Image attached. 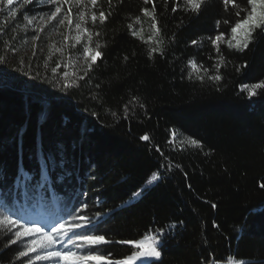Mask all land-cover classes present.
Segmentation results:
<instances>
[{
    "label": "trees",
    "instance_id": "1",
    "mask_svg": "<svg viewBox=\"0 0 264 264\" xmlns=\"http://www.w3.org/2000/svg\"><path fill=\"white\" fill-rule=\"evenodd\" d=\"M153 6L155 21L142 11ZM99 11L104 23L92 25L89 14L84 26L99 34L90 44L102 56L83 80L86 65L72 79L42 67L0 81V210L49 203L59 213L67 208V216L103 213L94 231L113 241L98 246L112 259L136 250L119 241L160 229L161 257L147 264H228L229 256H258L264 251V90L248 97L243 86L264 80V34L257 30L242 52L224 42L217 52L211 39L220 32L229 39L234 23L233 7L223 0H206L199 13L186 11L184 0H98L92 12ZM15 23L0 27V53L19 47L24 32ZM153 47L162 54L149 57ZM215 75L221 80L208 79ZM65 79L74 81L67 91L58 86ZM174 133L200 144L176 145ZM153 174L159 180L145 187ZM9 239L0 235V264H19L22 249L19 242L7 245Z\"/></svg>",
    "mask_w": 264,
    "mask_h": 264
},
{
    "label": "snow or ice",
    "instance_id": "2",
    "mask_svg": "<svg viewBox=\"0 0 264 264\" xmlns=\"http://www.w3.org/2000/svg\"><path fill=\"white\" fill-rule=\"evenodd\" d=\"M32 2L33 0H23L21 7ZM150 2L151 0H144L145 4ZM205 2L206 0H184V8L186 11L199 13ZM13 3L14 0H0V4L13 5ZM40 3L42 5L52 6L50 11L38 14L40 31L44 30L45 25H52L53 22H55L54 26H73L72 9L69 8L67 13H62V5L70 3L77 5L78 10L76 12V22L74 23V29L77 31V35H75L74 39L77 43H80L83 34H88L87 40L89 42L92 41L93 35H99L98 33H93L89 27L84 26L89 20L88 13H90L92 25H95L98 20L99 23L103 24L107 19L104 11H99L98 16L96 12H92L91 9H88L86 12L85 8L80 7L84 4V0H40ZM88 3L95 7L98 4V0H88ZM109 3H111V0H109ZM223 3L226 8L228 5H232L234 10V23L229 25L230 38L226 40L225 33L220 32L214 39H211V43L216 46L217 52L220 51V42L226 43L229 48H235L242 52L249 47V43L253 39V34L257 30L264 34V0H240L239 3L237 0H223ZM2 11L3 9L0 8V12ZM142 11L145 16L152 17L153 21H155L153 15L154 6L152 11L147 7L143 8ZM173 11H176V9L173 8ZM14 13L15 9H12L10 14ZM110 14L111 13H109V15ZM139 19V17L136 18L137 21H139ZM26 20L28 25H32L34 21L37 20V17H26ZM220 23L221 21H217V27H219ZM223 23L228 25L229 21L224 20ZM152 27L156 29L155 34H158L160 30L156 27L155 22L152 24ZM128 28L132 29L133 25L129 24ZM132 35L140 36V32L134 30L132 31ZM37 38L38 37L35 36L33 37V39ZM64 39L67 40L68 37L65 36ZM148 39L152 40L153 36L150 35ZM161 42L162 41H157V44ZM191 43L196 44L197 41L193 40ZM95 47L99 49V43H96ZM57 51H60V49L57 48ZM154 52H160L162 54L161 48L153 47L148 53L149 57H151ZM82 55L85 58L87 70L84 72V75L79 77L81 80L84 79V76L88 75V71L94 67L97 59L102 56V52L99 50L94 51L88 44H85L83 46ZM0 62H4L2 57H0ZM221 63H223V60H221ZM189 64L193 69L197 67L193 61H189ZM21 65H23V61H21ZM215 67L218 70L219 64ZM56 70L55 67L51 69L53 73H55ZM204 71L207 72V69ZM63 76L66 78L68 73L64 72ZM37 77H39V73H37L34 78ZM189 78H191V74ZM197 78L204 80V76H198ZM208 79L219 81L221 80V76H209ZM73 83L74 81L69 83L65 79V81L58 86L67 91L73 86ZM96 87H99V85ZM243 90L247 92L248 97L256 96L258 94L257 90H264V80L252 85H244ZM136 99V97H133V100ZM142 106L143 105H141V107ZM127 108L128 105H125L126 110ZM112 115L115 116L116 113H112ZM141 139L147 141L149 137L148 135H144ZM183 142L184 141H182V143ZM186 143L194 146H199L200 144L199 141L191 138H189ZM159 178L157 174H153L152 181H158ZM133 195L138 196L139 193H134ZM87 207V204H81L82 209H86ZM212 207L215 208L216 205L212 204ZM102 215L103 213L100 212L95 213L94 216L75 214L71 221L58 222L48 231H45L37 223L25 221L22 216H18L7 206H3L2 210H0V235L11 236L7 245L19 242L22 249L16 256V260L19 261V264H35V262L38 261L55 262V264H136L137 261H141V264H143L142 258L144 257H161V251L158 249L163 246L164 229L157 230L153 235H146L140 240L119 241V243L135 245L136 247V250L121 259H112V253L101 254L98 246L113 242L106 239L105 235L95 234L96 220ZM213 225L214 227H218L215 222H213ZM78 229H83V231H77ZM25 238L32 239L26 241ZM57 244H61L62 246L56 248ZM67 245H71V247H67ZM253 260L255 264H264V251H261L258 256L253 254V256L248 259L239 257L234 258L233 256L227 258L228 264H252Z\"/></svg>",
    "mask_w": 264,
    "mask_h": 264
},
{
    "label": "rangeland",
    "instance_id": "3",
    "mask_svg": "<svg viewBox=\"0 0 264 264\" xmlns=\"http://www.w3.org/2000/svg\"><path fill=\"white\" fill-rule=\"evenodd\" d=\"M23 0H14L13 5L0 4V8L3 9L0 12V27L4 26L8 20H14L15 24L20 25V30L24 32L21 37L18 48H9L8 50L1 52L0 57L3 58L4 62H0V81H3L5 77L13 75V73H20L24 70L46 68L51 72L53 76L64 77L63 73L67 72L66 78L72 79L84 68L86 61L82 55L83 46L88 44L94 51L95 49L91 46L87 40V34H83L80 43H77L74 39L77 35V31L74 29V23L76 22V12L78 10L77 5L74 3L62 5V13H67L69 8L72 9L73 26L59 25H45L44 30H39V19L38 14L47 12L52 9L50 5H42L40 0H33L32 3L24 5ZM86 6V7H85ZM80 7L93 9V6L88 3V0H84V4ZM15 9L14 14H10V11ZM90 13H88L89 16ZM37 17L32 25L27 24L26 17L31 18ZM38 37L33 39V37ZM68 39L65 40L64 37ZM57 48L60 51H57ZM23 61V65H21ZM67 65V66H65ZM55 67L57 70L55 73L51 69ZM189 138H179L176 133L172 135V141L174 144L179 146H192L194 145L186 143ZM182 141H184L182 143ZM158 175V174H157ZM159 176V175H158ZM157 181H152V176L148 179L145 187H151ZM60 209L56 206H51L49 203L39 204L34 211H15L18 216H22L25 221L35 222L42 229L48 231L58 222L71 221L73 215L81 214V210H77L74 214L70 213L67 216L68 209L66 208L63 213H59ZM82 215V214H81ZM77 231H83L78 229ZM38 238V237H32ZM25 238L27 241L28 239ZM62 245L57 244L56 248H60ZM71 247V245H67ZM156 259L153 257L142 258L143 264H147L150 260ZM35 264H55V262L38 261ZM136 264H141V261H137Z\"/></svg>",
    "mask_w": 264,
    "mask_h": 264
}]
</instances>
